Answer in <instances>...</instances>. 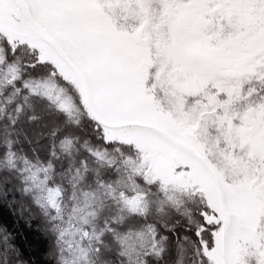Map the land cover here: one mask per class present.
Here are the masks:
<instances>
[{"label": "snow or ice", "instance_id": "snow-or-ice-1", "mask_svg": "<svg viewBox=\"0 0 264 264\" xmlns=\"http://www.w3.org/2000/svg\"><path fill=\"white\" fill-rule=\"evenodd\" d=\"M18 161L56 264H264V0H0Z\"/></svg>", "mask_w": 264, "mask_h": 264}, {"label": "trees", "instance_id": "trees-1", "mask_svg": "<svg viewBox=\"0 0 264 264\" xmlns=\"http://www.w3.org/2000/svg\"><path fill=\"white\" fill-rule=\"evenodd\" d=\"M5 167L0 165V168ZM23 168V161H18L15 169L0 172V195L5 194V202L0 200V227L6 230L0 232V249L4 248L5 237H8L16 245L15 250L9 251L20 254L27 264H56L55 237L48 230L50 225L42 210L32 206L21 194L22 181L27 175ZM159 218L169 219L168 210ZM42 231L46 232L45 237Z\"/></svg>", "mask_w": 264, "mask_h": 264}, {"label": "rangeland", "instance_id": "rangeland-1", "mask_svg": "<svg viewBox=\"0 0 264 264\" xmlns=\"http://www.w3.org/2000/svg\"><path fill=\"white\" fill-rule=\"evenodd\" d=\"M2 180V179H1ZM4 199H5V194L4 193H1V195H0V200L1 201H4ZM5 202V201H4ZM42 233H43V235H44V237L46 236V232H44V231H42Z\"/></svg>", "mask_w": 264, "mask_h": 264}]
</instances>
